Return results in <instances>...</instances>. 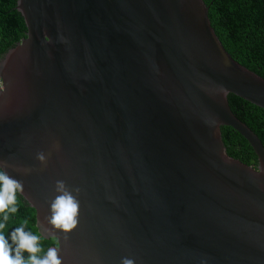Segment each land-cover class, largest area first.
<instances>
[{
    "label": "water",
    "instance_id": "1",
    "mask_svg": "<svg viewBox=\"0 0 264 264\" xmlns=\"http://www.w3.org/2000/svg\"><path fill=\"white\" fill-rule=\"evenodd\" d=\"M17 8L27 32L0 59L1 170L62 264H264V142L227 100L264 108V78L226 51L204 1ZM221 126L257 168L226 153ZM57 180L80 189L66 239L46 219Z\"/></svg>",
    "mask_w": 264,
    "mask_h": 264
},
{
    "label": "trees",
    "instance_id": "2",
    "mask_svg": "<svg viewBox=\"0 0 264 264\" xmlns=\"http://www.w3.org/2000/svg\"><path fill=\"white\" fill-rule=\"evenodd\" d=\"M18 0H0V59L26 37L24 17L17 8ZM210 24L226 51L239 64L264 78V0H203ZM231 111L248 123L264 142V108L233 93L227 94ZM226 153L257 168L258 158L252 146L230 126L220 127ZM1 170V168H0ZM18 212L10 216L4 234L28 221L26 231L41 236L43 256L57 246L55 237H45L37 226L36 210L17 193ZM25 258L28 254L24 253Z\"/></svg>",
    "mask_w": 264,
    "mask_h": 264
},
{
    "label": "clouds",
    "instance_id": "3",
    "mask_svg": "<svg viewBox=\"0 0 264 264\" xmlns=\"http://www.w3.org/2000/svg\"><path fill=\"white\" fill-rule=\"evenodd\" d=\"M36 159L41 164L47 163V157L43 152H38ZM6 167V161H0V168ZM55 191L58 195L51 201V215L46 219L52 229L64 233L66 239L67 234L71 233L79 223L80 202L77 197L80 189L69 190L64 181L57 180ZM18 192H23V183L11 177L6 171L0 170V264H62L59 250L55 247L48 248L43 256L39 255L43 251L40 246L41 236L25 230L27 220L11 231V243L5 236L4 230L10 216L18 212ZM45 232L55 236L49 229H45ZM24 253L28 254L27 258ZM121 264H135V261L124 257Z\"/></svg>",
    "mask_w": 264,
    "mask_h": 264
},
{
    "label": "built area",
    "instance_id": "4",
    "mask_svg": "<svg viewBox=\"0 0 264 264\" xmlns=\"http://www.w3.org/2000/svg\"><path fill=\"white\" fill-rule=\"evenodd\" d=\"M2 80H1V78H0V89L2 88Z\"/></svg>",
    "mask_w": 264,
    "mask_h": 264
},
{
    "label": "rangeland",
    "instance_id": "5",
    "mask_svg": "<svg viewBox=\"0 0 264 264\" xmlns=\"http://www.w3.org/2000/svg\"><path fill=\"white\" fill-rule=\"evenodd\" d=\"M2 88H3V85H2Z\"/></svg>",
    "mask_w": 264,
    "mask_h": 264
},
{
    "label": "flooded vegetation",
    "instance_id": "6",
    "mask_svg": "<svg viewBox=\"0 0 264 264\" xmlns=\"http://www.w3.org/2000/svg\"><path fill=\"white\" fill-rule=\"evenodd\" d=\"M2 80V79H1Z\"/></svg>",
    "mask_w": 264,
    "mask_h": 264
}]
</instances>
